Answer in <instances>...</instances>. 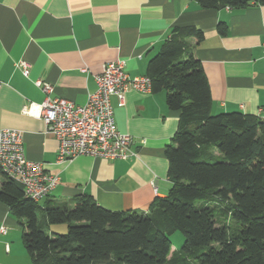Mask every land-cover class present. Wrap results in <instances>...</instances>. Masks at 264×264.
<instances>
[{
	"label": "crops",
	"instance_id": "obj_1",
	"mask_svg": "<svg viewBox=\"0 0 264 264\" xmlns=\"http://www.w3.org/2000/svg\"><path fill=\"white\" fill-rule=\"evenodd\" d=\"M220 23L227 25L225 36L217 32ZM187 27L204 34L185 41L209 83L211 114L264 120V5L235 10L205 9L191 0H0V129L20 131L26 158L60 177L40 206L90 195L110 211L147 213L156 198L166 197L165 148L180 113L168 109L164 91L130 90L124 106L111 97L117 130L133 138L137 153L126 160L81 156L58 163L57 140L30 112L47 97L85 105L108 63L124 61L131 78L147 76L149 61L166 41L185 38ZM21 61L31 65L28 76L17 67ZM38 81L52 92L44 93ZM2 226L0 264H32L20 222L0 202Z\"/></svg>",
	"mask_w": 264,
	"mask_h": 264
},
{
	"label": "trees",
	"instance_id": "obj_2",
	"mask_svg": "<svg viewBox=\"0 0 264 264\" xmlns=\"http://www.w3.org/2000/svg\"><path fill=\"white\" fill-rule=\"evenodd\" d=\"M191 1L205 9L264 5ZM227 29L220 23L217 32L225 36ZM184 33L166 41L147 67L152 91H164L168 109L180 113L165 148L171 188L147 213L110 211L90 195L43 207L0 170V202L20 222L32 264H264V120L211 114L209 83L185 41L204 34L195 27ZM55 225L67 232H52ZM178 231L184 244L172 251Z\"/></svg>",
	"mask_w": 264,
	"mask_h": 264
},
{
	"label": "built area",
	"instance_id": "obj_3",
	"mask_svg": "<svg viewBox=\"0 0 264 264\" xmlns=\"http://www.w3.org/2000/svg\"><path fill=\"white\" fill-rule=\"evenodd\" d=\"M125 66L120 60L105 64L96 76V91L88 95L83 106L50 97L42 104L32 106L35 113L30 112V115L42 119L48 133L58 142V163L81 156L108 160L137 156L133 150V138L117 130L111 97L116 96L119 106H124L128 91L148 94L152 92V83L147 76L131 78ZM17 67L28 76L30 63L21 61ZM2 85L0 82V88ZM36 86L46 94L53 89L41 81ZM0 170L20 184L26 196L36 203L48 198L60 183L59 175L48 173L41 163L26 158L22 133L14 129H0ZM6 233L7 228L2 226L0 234Z\"/></svg>",
	"mask_w": 264,
	"mask_h": 264
},
{
	"label": "rangeland",
	"instance_id": "obj_4",
	"mask_svg": "<svg viewBox=\"0 0 264 264\" xmlns=\"http://www.w3.org/2000/svg\"><path fill=\"white\" fill-rule=\"evenodd\" d=\"M236 227L238 226L234 225L232 231L237 230ZM52 228L53 229L51 231L57 232L58 234H64L67 232V227L65 225H55ZM51 231L48 230L47 233L51 235ZM170 240L172 244V251L173 250L180 251L184 244L183 234L180 231H178L170 237Z\"/></svg>",
	"mask_w": 264,
	"mask_h": 264
}]
</instances>
